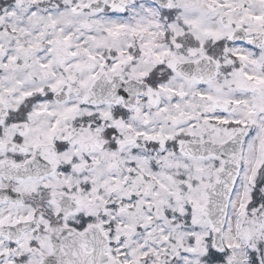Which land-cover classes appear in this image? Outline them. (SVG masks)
I'll return each instance as SVG.
<instances>
[{
    "label": "snow or ice",
    "instance_id": "snow-or-ice-1",
    "mask_svg": "<svg viewBox=\"0 0 264 264\" xmlns=\"http://www.w3.org/2000/svg\"><path fill=\"white\" fill-rule=\"evenodd\" d=\"M0 264H264V0H0Z\"/></svg>",
    "mask_w": 264,
    "mask_h": 264
}]
</instances>
